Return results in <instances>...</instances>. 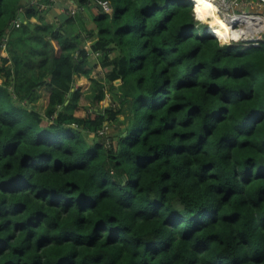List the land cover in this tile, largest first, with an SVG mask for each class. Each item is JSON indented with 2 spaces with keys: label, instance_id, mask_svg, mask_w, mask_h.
Here are the masks:
<instances>
[{
  "label": "trees",
  "instance_id": "1",
  "mask_svg": "<svg viewBox=\"0 0 264 264\" xmlns=\"http://www.w3.org/2000/svg\"><path fill=\"white\" fill-rule=\"evenodd\" d=\"M72 1L0 0V264H264V39Z\"/></svg>",
  "mask_w": 264,
  "mask_h": 264
},
{
  "label": "bare ground",
  "instance_id": "2",
  "mask_svg": "<svg viewBox=\"0 0 264 264\" xmlns=\"http://www.w3.org/2000/svg\"><path fill=\"white\" fill-rule=\"evenodd\" d=\"M214 1L216 0H192L191 3L193 4V13L196 19L206 22L208 24L206 27L207 32L215 36L221 43L231 42L244 37L254 38L263 31V17L234 14L230 15L228 19H223L220 17V9ZM237 23L244 26L235 28Z\"/></svg>",
  "mask_w": 264,
  "mask_h": 264
},
{
  "label": "rangeland",
  "instance_id": "3",
  "mask_svg": "<svg viewBox=\"0 0 264 264\" xmlns=\"http://www.w3.org/2000/svg\"><path fill=\"white\" fill-rule=\"evenodd\" d=\"M54 1H55V3L52 4L51 9L48 10V11H46L45 22H53V21L59 22V21H62L63 18H66V16H67L66 15V12H65V10H67V9H68V11L70 9H75V12L78 11L77 10L78 6H77V3L76 2H71L69 0H63L61 4L64 3V5H66V7H64V8L61 9V5H59L60 2H58L60 0H54ZM187 1H189V0H187ZM247 2L248 1H244V3L242 4L241 7L234 6L232 8L231 7V2L226 3L223 0H216V1H214V3L220 9V17L223 18V19H228L230 17V15H234V14L239 15V14H243L244 12H246V14H252V15L255 14L256 12L253 13L252 10L250 9V7L246 5ZM193 10H194V8H193ZM73 16L76 17V13ZM194 16H195V14H194ZM61 18H62V20H61ZM195 18H196V16H195ZM200 22L201 23H204L206 25V27H207L208 24L206 22H204V21H200ZM235 26H234L235 28H240V27H243L244 25L237 23ZM206 29L207 28H205V32H206ZM244 38H239L238 40H233L231 42H224V43H232V42L239 43V42H241L242 45H246V44L249 45V43L251 42V41L248 40L249 38L248 37H246L245 39ZM101 73H102L101 70L98 69V70H96V71L93 72V76L98 77V76L101 75ZM117 83L118 82H116V84ZM88 85H89V82H88ZM114 90H116V89H114ZM90 94L92 95V93H90ZM15 102H17L16 99H15ZM85 102L86 101H85L84 97H82L81 103L83 104ZM40 103H41V101H35L34 102V105L36 107H38V109L42 110V108L40 106ZM100 105L102 107H113V106H116L115 98L112 95V92L109 90L108 86H106V89H105V98L101 101ZM78 114H82V113L80 112ZM43 124H45V122H43ZM103 129L107 133H110L111 132L110 126L107 123L105 124V127Z\"/></svg>",
  "mask_w": 264,
  "mask_h": 264
},
{
  "label": "built area",
  "instance_id": "4",
  "mask_svg": "<svg viewBox=\"0 0 264 264\" xmlns=\"http://www.w3.org/2000/svg\"><path fill=\"white\" fill-rule=\"evenodd\" d=\"M37 1V0H36ZM69 1H71V2H73L72 0H69ZM189 1H191V0H189ZM224 1V0H223ZM244 1H246V0H231L230 2H231V7L233 8L234 6H236V7H241L242 6V4L244 3ZM256 2H255V4H256V10H259V12H256L255 14H246V12H244L243 14H246V15H252V16H261V17H263L264 18V0H255ZM97 2H98V4L99 5H101V7L107 12V13H110L111 11H112V6L110 5V2L108 1V0H97ZM193 5V4H192ZM40 8L41 9H44V10H46V8H47V6L46 5H44V4H41L40 5ZM79 8H77V10H78ZM65 12H66V15H68V16H73L76 12H75V9H70L69 11H68V9L67 10H65ZM239 15H242V14H239ZM18 23H19V20L17 19V21L16 20H14L13 22H12V24H15L16 26H18ZM234 26V25H233ZM206 32H207V29H206ZM208 33V32H207ZM250 39H252V38H250ZM249 40V39H248ZM249 41H251L250 43H249V45L248 44H246V45H244V46H250V45H258V40H249ZM4 46V45H3Z\"/></svg>",
  "mask_w": 264,
  "mask_h": 264
},
{
  "label": "crops",
  "instance_id": "5",
  "mask_svg": "<svg viewBox=\"0 0 264 264\" xmlns=\"http://www.w3.org/2000/svg\"><path fill=\"white\" fill-rule=\"evenodd\" d=\"M63 1V0H62ZM62 1H60V4L62 3ZM246 1H248L247 2V6H249L250 7V9L252 10V12L253 13H255V12H259V10H256V4H255V0H246ZM59 2V1H58ZM74 2V1H73ZM59 4V5H60ZM64 4V3H63ZM77 6H78V4H77ZM62 9V8H61ZM84 9V8H83ZM86 10V9H85ZM84 13L85 14H87V16H85V19L86 20H88V21H91V19H90V17L88 16V13L86 12V11H84ZM91 24H89L88 26H90ZM86 84H87V81H86V79L85 78H79L77 81H76V84L75 85H83V86H86Z\"/></svg>",
  "mask_w": 264,
  "mask_h": 264
},
{
  "label": "water",
  "instance_id": "6",
  "mask_svg": "<svg viewBox=\"0 0 264 264\" xmlns=\"http://www.w3.org/2000/svg\"><path fill=\"white\" fill-rule=\"evenodd\" d=\"M226 3H229L231 0H224ZM9 27H12V23H10ZM213 36V35H212ZM215 37V36H214ZM264 39V30L260 32L257 36L249 40H262Z\"/></svg>",
  "mask_w": 264,
  "mask_h": 264
},
{
  "label": "clouds",
  "instance_id": "7",
  "mask_svg": "<svg viewBox=\"0 0 264 264\" xmlns=\"http://www.w3.org/2000/svg\"><path fill=\"white\" fill-rule=\"evenodd\" d=\"M189 2H191V1H189ZM192 4V3H191ZM193 6V5H192ZM208 34H210V33H208ZM211 35V34H210Z\"/></svg>",
  "mask_w": 264,
  "mask_h": 264
}]
</instances>
